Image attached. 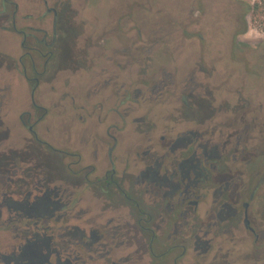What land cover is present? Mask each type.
Returning a JSON list of instances; mask_svg holds the SVG:
<instances>
[{
	"label": "flooded vegetation",
	"instance_id": "obj_1",
	"mask_svg": "<svg viewBox=\"0 0 264 264\" xmlns=\"http://www.w3.org/2000/svg\"><path fill=\"white\" fill-rule=\"evenodd\" d=\"M154 1L0 0V264H264L255 74L191 104Z\"/></svg>",
	"mask_w": 264,
	"mask_h": 264
},
{
	"label": "rangeland",
	"instance_id": "obj_2",
	"mask_svg": "<svg viewBox=\"0 0 264 264\" xmlns=\"http://www.w3.org/2000/svg\"><path fill=\"white\" fill-rule=\"evenodd\" d=\"M244 1L254 2L255 0ZM193 2L194 0H157V2L154 1L152 12L147 13L150 24L156 23L160 18L170 13L171 16L169 19L167 18L168 20L166 19V23L173 26L186 25L189 33L203 36V39L186 38L183 54H179L180 52L175 49H171V55L159 54L174 58L176 66H181L187 73L193 68L204 82L203 89L199 91L200 96L192 97L191 104L201 107L210 104L220 106L233 104L224 92L228 83L227 75L230 70H234L233 75L236 74V78L245 76L247 73L243 67L246 62L249 64L251 72L255 74L249 77L250 89L257 94V98H262L264 101V34L250 25L248 32L240 37V41L243 45L246 44V47L241 46L235 50L232 48V33L238 26L239 16L246 11L245 7L237 3L236 0H200L202 5L200 8L198 4H195V7L191 5ZM163 4H167L165 5L167 10L159 11ZM191 6L193 10L190 12ZM147 21L142 16L137 18V23L140 26L147 25L149 23ZM176 36L177 33H174L172 41L178 40ZM157 55L155 56L157 57ZM232 61L233 69L227 65ZM210 91H215L218 94L213 101L209 96H206ZM23 135L29 137L26 131H23Z\"/></svg>",
	"mask_w": 264,
	"mask_h": 264
},
{
	"label": "trees",
	"instance_id": "obj_3",
	"mask_svg": "<svg viewBox=\"0 0 264 264\" xmlns=\"http://www.w3.org/2000/svg\"><path fill=\"white\" fill-rule=\"evenodd\" d=\"M236 2L245 7L246 11L238 18L240 29L232 39L234 50L241 46L246 47V45L242 44L239 37L241 34H246L248 32L250 25H253L257 30L264 34V0H255L254 2L236 0Z\"/></svg>",
	"mask_w": 264,
	"mask_h": 264
}]
</instances>
